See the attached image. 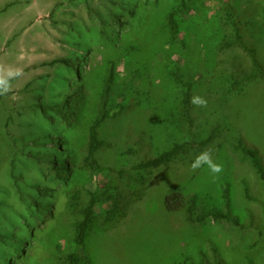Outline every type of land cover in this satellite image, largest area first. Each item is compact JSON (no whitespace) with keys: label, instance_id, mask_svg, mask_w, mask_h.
<instances>
[{"label":"rangeland","instance_id":"374dc122","mask_svg":"<svg viewBox=\"0 0 264 264\" xmlns=\"http://www.w3.org/2000/svg\"><path fill=\"white\" fill-rule=\"evenodd\" d=\"M198 1L171 43L164 18L174 0H0V65L24 72L0 95V264H69L76 224L98 188L118 196L124 218L110 226L98 215L78 264H201L203 255L209 264H264V218L244 197L246 188L263 202L264 186L233 149L240 138L264 167V79L244 81L252 62L243 49L264 68V0ZM110 68L115 111L98 128L100 170L92 172L89 127ZM187 83L190 100L207 101L190 103V123ZM213 130L210 145L143 173L140 186L130 182L133 166ZM205 149L223 165L215 179L206 165L190 168ZM58 159L69 169L62 180L51 165ZM221 182L260 237L166 211L174 192L217 202Z\"/></svg>","mask_w":264,"mask_h":264},{"label":"trees","instance_id":"16d2710c","mask_svg":"<svg viewBox=\"0 0 264 264\" xmlns=\"http://www.w3.org/2000/svg\"><path fill=\"white\" fill-rule=\"evenodd\" d=\"M200 2L198 0H174L173 6L165 15V26L168 34L169 41L174 43L179 39V22L180 20L195 10ZM239 44H242L240 40L236 39ZM243 46V45H242ZM248 53L252 62V71L250 74L244 77L245 82H251L258 79H264V68L258 61L256 54L253 50L243 47ZM114 69L110 68L104 81V90L101 94L99 104V114L89 127L90 138V153L86 157V164L92 172H98L100 170L99 165L93 157L94 151L102 147L103 143L98 140V128L104 122L105 119L114 113V109L108 104V92L111 85L114 83ZM182 99V115L185 120L190 123V94L189 89L191 83L183 85ZM114 106V105H113ZM117 105L114 106V108ZM120 108V106H119ZM114 116V114H113ZM217 132L211 131L205 138L198 141H192L191 139H184L179 142H175L169 149L163 151L155 158L148 159L132 167L134 173L129 175L130 182L134 187L140 186L144 183L143 173L156 169L162 166L170 164L173 160L179 156L189 152L193 149H201L210 145L216 138ZM233 149L241 156L242 159L249 162L253 168L259 182L264 186V167L260 161L257 150L248 147L243 141L238 138L233 143ZM55 160L53 164L54 169L57 172V178L62 180L63 175L69 171L68 164L65 160ZM108 171V169H105ZM218 201H214L210 198H205V201L200 195L192 194L185 196L183 194L174 192L165 197V209L168 212L184 211L186 219L190 223L205 224L207 222H213L215 224H229L233 227L243 230H254L257 236L260 237L263 231L259 227H255L251 221L247 224L241 222L239 215L234 211L232 206V190L231 185L228 182H221L218 185ZM244 197L249 202L259 206L261 208V214L264 218V201L259 202L248 194L246 188H244ZM108 204L110 207H105ZM201 206V208H199ZM99 210L97 213L96 210ZM110 226H115L120 223L123 216V209L120 204L117 195H112L105 188H98L96 191L90 194L88 204L82 210V219L76 224L75 237L73 239L74 252L69 256V264H78L80 258L78 251L83 248L88 232L92 223L98 217ZM201 264H209L205 255L202 256ZM214 264H224L220 260L214 262ZM245 264H255L251 259L246 258Z\"/></svg>","mask_w":264,"mask_h":264},{"label":"clouds","instance_id":"9594fccd","mask_svg":"<svg viewBox=\"0 0 264 264\" xmlns=\"http://www.w3.org/2000/svg\"><path fill=\"white\" fill-rule=\"evenodd\" d=\"M24 75L23 69L13 67L11 65H0V95L7 94L12 87L11 81L20 78ZM190 103L196 107H206L207 101L199 95H193ZM211 149H205L195 157L190 165V168L195 171L202 166H207L213 174V178L223 172V165L212 159Z\"/></svg>","mask_w":264,"mask_h":264}]
</instances>
